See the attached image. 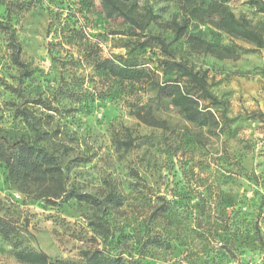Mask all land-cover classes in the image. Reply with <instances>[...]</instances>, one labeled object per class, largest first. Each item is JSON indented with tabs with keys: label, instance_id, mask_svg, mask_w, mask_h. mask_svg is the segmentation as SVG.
Returning <instances> with one entry per match:
<instances>
[{
	"label": "clouds",
	"instance_id": "obj_1",
	"mask_svg": "<svg viewBox=\"0 0 264 264\" xmlns=\"http://www.w3.org/2000/svg\"><path fill=\"white\" fill-rule=\"evenodd\" d=\"M0 264H264V0H0Z\"/></svg>",
	"mask_w": 264,
	"mask_h": 264
}]
</instances>
